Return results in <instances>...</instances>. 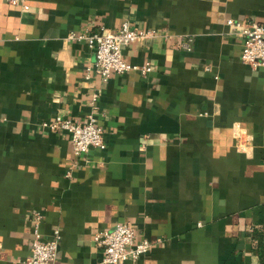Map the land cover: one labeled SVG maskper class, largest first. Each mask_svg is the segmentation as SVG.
<instances>
[{"label": "crops", "instance_id": "0c3cea01", "mask_svg": "<svg viewBox=\"0 0 264 264\" xmlns=\"http://www.w3.org/2000/svg\"><path fill=\"white\" fill-rule=\"evenodd\" d=\"M229 18L264 25V0H0V264L31 254L36 211L56 264H102L94 235L121 222L151 242L124 264H264V68ZM125 20L155 33L123 48L151 71L87 79L69 34ZM89 114L107 146L80 157L42 125Z\"/></svg>", "mask_w": 264, "mask_h": 264}, {"label": "built area", "instance_id": "2783aa9c", "mask_svg": "<svg viewBox=\"0 0 264 264\" xmlns=\"http://www.w3.org/2000/svg\"><path fill=\"white\" fill-rule=\"evenodd\" d=\"M13 6H23L27 0H5ZM225 24L234 33L243 37L240 61L251 69L264 68V25L252 24L245 26L234 19H226ZM155 36L153 31H142L125 20L118 31H100L96 33L69 34L67 40L85 42L94 52L95 61L88 69L86 78L94 71L101 82L105 84L112 75H121L128 72H139L145 76L151 71L149 63L143 66L133 65L123 59V48L151 39ZM190 39L183 43L189 51ZM209 71L208 68H206ZM102 91L96 90L92 94V105L101 97ZM42 125L52 131L66 132L71 140L73 152L76 157L86 154L91 148L103 150L107 143L104 131L98 124L95 114H89L85 121H75L69 117L55 116L46 120ZM69 174V173H68ZM34 238L32 240L31 254L20 260L21 264H56L57 249L61 238L60 230L55 229L50 239L41 232V211L34 213ZM94 242L103 248L102 264H124L137 262L151 247V242L141 237L130 222H121L113 228L102 230L94 235ZM2 242L0 241V250Z\"/></svg>", "mask_w": 264, "mask_h": 264}]
</instances>
